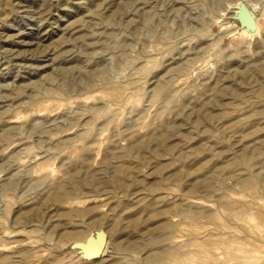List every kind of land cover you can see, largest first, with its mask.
<instances>
[{
	"label": "rangeland",
	"instance_id": "374dc122",
	"mask_svg": "<svg viewBox=\"0 0 264 264\" xmlns=\"http://www.w3.org/2000/svg\"><path fill=\"white\" fill-rule=\"evenodd\" d=\"M0 264H264V0H0Z\"/></svg>",
	"mask_w": 264,
	"mask_h": 264
}]
</instances>
